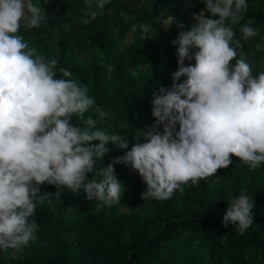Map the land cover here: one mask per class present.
<instances>
[{
    "label": "clouds",
    "instance_id": "9594fccd",
    "mask_svg": "<svg viewBox=\"0 0 264 264\" xmlns=\"http://www.w3.org/2000/svg\"><path fill=\"white\" fill-rule=\"evenodd\" d=\"M201 2L204 10L192 14L195 23L171 41L177 70L170 87L153 93L155 122L129 149L127 138L97 128L108 113L96 105L87 85L64 68L57 78L58 61H46L19 34L22 22L26 29L46 22L42 8L32 0H0V251L11 250L15 259L37 239L39 226L32 217L45 183L74 193L83 188L87 200L111 206L123 195L115 164L142 178L147 186L142 200H166L229 167L231 157L253 170L264 163V72L254 76L243 54L237 59L242 44L234 39V26L245 18L248 4ZM109 3L85 0L88 18L81 23L88 25ZM131 27L143 40L152 38L148 24ZM239 31L245 41L258 34L248 24ZM186 60L194 63L185 66ZM114 70L107 68L109 74ZM90 109L95 118H85ZM74 116L84 127L71 122ZM109 144L126 151L97 169ZM227 204L222 224L235 225L242 235L254 223L253 198L242 194Z\"/></svg>",
    "mask_w": 264,
    "mask_h": 264
},
{
    "label": "trees",
    "instance_id": "16d2710c",
    "mask_svg": "<svg viewBox=\"0 0 264 264\" xmlns=\"http://www.w3.org/2000/svg\"><path fill=\"white\" fill-rule=\"evenodd\" d=\"M32 3L45 12L46 22L34 29H26L22 22L19 34L46 61H58L57 78H62L58 69L64 68L87 85L96 105L108 113L97 128L127 138L130 149L145 126L155 122L153 93L172 84L177 58L171 41L194 24L192 14L204 10V4L201 0H110L103 14L84 25L81 20L88 18L89 11L85 0ZM246 3L245 18L234 26V39L242 44L237 59L243 54L256 76L264 72V0ZM205 16L210 14L205 11ZM134 23L148 24L152 38L143 40L139 30L133 32ZM244 24L258 30L247 41L239 31ZM189 63L194 61L186 60L185 66ZM109 65L115 69L111 74ZM89 114L95 118L91 109L85 118ZM71 122L84 127L79 117ZM106 147L109 152L97 162V169L126 151L111 144ZM231 159L233 163L215 176L175 191L166 200H142L146 184L121 164L114 168L123 195L111 206L87 200L83 188L74 193L45 183L32 217L39 226L37 239L15 259L11 250L0 251V264H264V163L253 170L236 157ZM88 176L94 177L95 170ZM242 194L253 198L254 223L241 235L235 225L223 226L222 218L227 202Z\"/></svg>",
    "mask_w": 264,
    "mask_h": 264
},
{
    "label": "rangeland",
    "instance_id": "374dc122",
    "mask_svg": "<svg viewBox=\"0 0 264 264\" xmlns=\"http://www.w3.org/2000/svg\"><path fill=\"white\" fill-rule=\"evenodd\" d=\"M168 17H169V18H167L165 21L162 22V24H161V27H162V28L167 26V23H168L169 19L171 18L170 16H168ZM189 18H190V17H189ZM191 21H192V23H195V21L193 20V18L191 19ZM258 48H259V49H263V46H262V45H259ZM251 68H252V74L255 76L254 71H253V67L251 66ZM122 209H123V208L120 207L119 210H122Z\"/></svg>",
    "mask_w": 264,
    "mask_h": 264
}]
</instances>
